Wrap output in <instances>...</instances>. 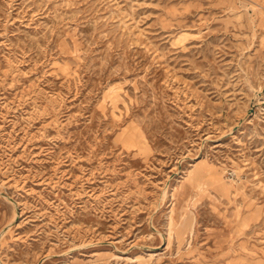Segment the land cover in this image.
Returning <instances> with one entry per match:
<instances>
[{
    "label": "rangeland",
    "instance_id": "374dc122",
    "mask_svg": "<svg viewBox=\"0 0 264 264\" xmlns=\"http://www.w3.org/2000/svg\"><path fill=\"white\" fill-rule=\"evenodd\" d=\"M0 264H264V0H0Z\"/></svg>",
    "mask_w": 264,
    "mask_h": 264
}]
</instances>
